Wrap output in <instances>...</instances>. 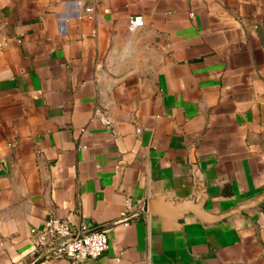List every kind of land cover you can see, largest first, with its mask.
I'll return each instance as SVG.
<instances>
[{
	"label": "crops",
	"instance_id": "1",
	"mask_svg": "<svg viewBox=\"0 0 264 264\" xmlns=\"http://www.w3.org/2000/svg\"><path fill=\"white\" fill-rule=\"evenodd\" d=\"M194 165L211 211L264 190V0H0V264H70L32 257L52 216L105 230L79 264H264V199L171 231L142 210Z\"/></svg>",
	"mask_w": 264,
	"mask_h": 264
},
{
	"label": "built area",
	"instance_id": "2",
	"mask_svg": "<svg viewBox=\"0 0 264 264\" xmlns=\"http://www.w3.org/2000/svg\"><path fill=\"white\" fill-rule=\"evenodd\" d=\"M87 12L91 11L86 6ZM141 16L129 19V28L134 30L143 25ZM127 215L132 210L130 197L126 198ZM31 239L35 246L32 257L36 260L47 258H66L70 264H79L84 259H97L108 248V237L104 229L92 228L84 223H75L70 216L58 218L52 216L47 219L44 228L31 229ZM37 253V255H36Z\"/></svg>",
	"mask_w": 264,
	"mask_h": 264
},
{
	"label": "water",
	"instance_id": "3",
	"mask_svg": "<svg viewBox=\"0 0 264 264\" xmlns=\"http://www.w3.org/2000/svg\"><path fill=\"white\" fill-rule=\"evenodd\" d=\"M194 188L184 198L168 193H154L143 202L142 210L152 218H158L163 231L180 229L188 215L201 224L226 221L234 214L241 215L244 210L257 207L264 199V190L251 199L233 204L222 211H211L212 197L208 196L197 166H193Z\"/></svg>",
	"mask_w": 264,
	"mask_h": 264
}]
</instances>
